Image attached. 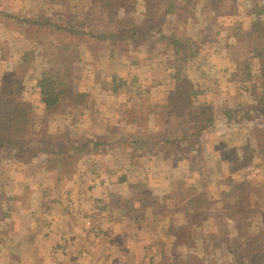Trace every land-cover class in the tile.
Returning a JSON list of instances; mask_svg holds the SVG:
<instances>
[{
    "label": "rangeland",
    "instance_id": "obj_1",
    "mask_svg": "<svg viewBox=\"0 0 264 264\" xmlns=\"http://www.w3.org/2000/svg\"><path fill=\"white\" fill-rule=\"evenodd\" d=\"M210 1L198 0L193 18L176 27L180 34L184 33L198 42L205 41L201 58L188 65L186 75L202 92L195 98V106L216 116L214 127L189 146L178 141L182 128L177 126L168 110L174 86L169 78L167 59L162 54L165 52L162 43L165 42L135 45L127 52L96 40L94 44L87 35L99 36L103 30L108 31V26L100 20L98 10H91L89 0H0V12L8 16L0 17V87L2 81L20 66L28 69L22 86V99L32 114L37 131L44 129L48 132L45 146L50 149V144H53V147L66 149L88 139L105 138L124 143L123 146L112 144L106 149L107 155L97 158L102 165L98 175L90 176L91 166L82 164L81 169L88 177L76 178L74 182H80L79 185L71 183L66 190L79 200L80 208L101 202L105 212L113 208L117 213L112 203L121 197L120 206L124 209L121 216L115 214L116 218L121 223H138L131 242L138 258L137 264H239L232 253L237 256L242 250H245L241 255L243 264H264V106L257 104L252 84L245 82L241 71L248 55L245 35L251 28V11L256 1L264 5V0H228L233 10L223 9L217 18H213L207 8ZM179 4L178 10L183 8ZM143 10L142 7L136 10L129 8L119 13L114 25L118 26L122 19L140 21ZM166 11V6L160 11L163 24L168 20ZM36 19L59 22L74 34L45 30L41 35L42 31L29 27L26 22ZM166 31L167 28L163 27L158 33ZM34 34L36 37L41 35V42L38 38L33 39ZM157 36L159 38L160 35ZM58 40L76 43L80 50L74 68L73 109L51 118L43 128L46 123L43 120L44 105L37 83L50 75L56 65ZM30 52H34V56L28 64L22 63L24 55ZM198 62L199 67L195 66ZM252 68L255 75L253 83L264 85V79L257 75L255 62ZM112 76L117 77L116 82ZM120 82L123 87L114 95V86ZM228 111L231 112L230 117L226 116ZM150 135L171 137L168 153L163 152L159 146L162 141L157 139H153L149 147L151 156L146 157L148 151H143L144 146L141 152L135 153L138 146L131 143L148 139ZM224 146L240 153L254 151L252 164H244L231 173L232 161L223 150ZM123 148L129 151V158ZM189 152L198 153L199 160L193 154L188 155ZM13 154L16 155L0 149V225L1 219L5 218L3 221L7 226L14 223L6 221L11 220L6 214L12 212L11 205L7 204L17 197L21 199L24 194L31 197L29 192L38 198L40 205L48 196L60 199L59 205L55 206L57 211H52L55 221V216H61L68 203L54 173L42 168L35 171L27 160L12 158ZM138 156L143 158L130 160ZM42 159L36 160L37 163ZM111 170L117 175L112 177L115 181H112L114 187H111L109 195L101 198L100 192L94 190L81 199V192L88 186L89 179L102 183ZM123 177L127 178L125 185L121 181ZM131 185L133 188L144 186L150 198L139 201L133 198L130 201ZM120 190L122 195L119 197ZM200 194H204L206 200L202 206L207 208L212 204V208L204 211L202 226L193 233V244L175 245L177 236L167 234L166 229L171 224L186 226L191 213L185 209L187 203L184 201L191 195ZM156 202L160 204V213H156ZM16 210L13 214L20 212ZM99 211L97 218L103 223L104 211ZM67 220L72 221L73 216H68L65 222ZM159 220L166 222L161 223L164 227L160 230ZM0 228V252L3 253L8 246L7 228ZM58 230L59 239L64 233L72 232L64 224ZM34 234L32 231L31 235ZM20 237L24 241L28 238L23 232ZM40 244L41 240L37 246ZM254 244H259L260 248H253ZM91 247L87 245L89 253L93 249ZM106 247L102 245L100 253ZM246 249L255 250V259H247L250 252ZM20 251L26 255L30 248L24 244L19 247ZM118 258L107 264L135 263L132 257L124 255L123 259ZM56 261L60 263L62 259Z\"/></svg>",
    "mask_w": 264,
    "mask_h": 264
},
{
    "label": "trees",
    "instance_id": "obj_2",
    "mask_svg": "<svg viewBox=\"0 0 264 264\" xmlns=\"http://www.w3.org/2000/svg\"><path fill=\"white\" fill-rule=\"evenodd\" d=\"M214 2V3H212ZM181 3V4H179ZM178 4L182 5L183 8L178 10ZM89 7L91 10H98L100 20L108 26V31L103 30L99 36L89 33L87 37L91 42L95 44V40L101 43H106L113 49L118 47L121 51L127 52L130 48L135 45H151L153 42H165L162 43L165 48V52H162L163 56L167 59V70L169 72V78L174 86L173 97L170 100L168 110L171 111L173 119L176 120L177 126L182 128V136L178 140L184 145L192 146L194 141L200 140L205 134L210 131L216 122V116L213 113L198 109L195 106V98L202 94L200 88L194 84L186 75L188 65L195 63V60L201 58L203 51L202 47L204 42H198L196 39L189 38L186 34H180V31L176 29L179 24L190 21L195 12L197 11L198 0H89ZM166 6V13L168 20L163 24L160 20V11L162 7ZM228 0H211L207 4V8L211 11L213 18H217L223 9L229 7ZM138 7H142L144 10L141 14L142 19L140 21H125L119 20L118 26L114 25L118 14L124 12L129 8L136 10ZM100 9V10H99ZM0 17H8L5 13L0 12ZM251 28L246 33V47H247V58L242 64V74L246 83H251V90L256 96L257 104L261 107L264 106V85L258 86L253 83L254 71L253 63L257 65V75L264 79V5L261 2L256 1V6L251 11ZM29 27L38 28L42 31V35L45 30H54L55 32L74 34L72 30L66 29L59 22L52 20H31L26 21ZM166 27V33L158 31L161 28ZM33 30V29H31ZM41 35L36 37L34 34L33 39L38 38L41 42ZM157 35H160L159 38ZM73 36V35H72ZM112 49V50H113ZM79 47L76 43L66 42L63 40L57 41V55L56 65L50 75L44 77L37 83V90L40 94L41 101L44 105V118L46 122L43 128L46 127L48 121L51 118L71 112L73 109V95H74V80H75V66L77 65L76 57H79ZM34 56V52L25 54L22 63L28 64L31 57ZM20 62V63H21ZM198 67L199 62L195 65ZM28 69L24 65L20 66V69H16L8 78L4 79L0 87V149L4 152L16 153L11 156L12 158H21L24 161H28L31 167H35V171H39L41 168L47 172L54 173V177L57 178V182L60 185V191H63L66 186L74 183L76 178L82 179L85 177L84 172L81 169V165L88 166L89 160L97 161L92 168L91 176L98 174V170L102 165L98 162L97 158L102 155H107V148L112 144H119L123 146L120 140H109L105 138L103 140L88 139L79 145H71L69 148L62 149L53 147L47 148L45 146L48 138V132L46 130L37 131L35 127L32 114L29 109L26 108L22 99V86L24 84ZM113 82L117 81L116 76H112ZM121 83V82H120ZM114 86L113 93L117 95L121 88L122 83ZM258 89V90H257ZM260 89V91H259ZM231 112H227L226 116L230 117ZM248 115V113H247ZM167 136V135H166ZM171 137L164 138L161 135H150L148 139H143L131 143L132 145L138 146L134 152H141L142 146L143 151H148L146 157L151 156L149 147L153 139L162 141L159 145L163 148V152L168 153V146L171 145ZM150 140V141H149ZM178 142H176L177 144ZM179 144V143H178ZM264 146V139L262 140ZM54 148V149H53ZM108 148V149H109ZM124 149V148H123ZM230 161H232L233 168L231 173H235L244 164H252L254 151L242 152L236 149H228L226 146L223 147ZM126 156L129 158V151L127 148L124 149ZM196 153V152H195ZM159 154V151L157 152ZM189 152L188 155H192ZM195 158L199 160V154H193ZM198 155V156H197ZM43 157L41 163H37ZM134 157V156H132ZM136 158H130L135 160ZM192 156H190L191 158ZM143 158V157H142ZM189 158V159H190ZM195 159V160H196ZM36 163V164H35ZM38 167V168H37ZM93 168H95L93 170ZM100 172V171H99ZM110 176L117 175L116 172L110 171ZM84 174V176L82 175ZM123 183L127 181V178L123 177L121 180ZM129 182V181H128ZM77 184V183H76ZM132 192L130 201L149 199L150 196L145 192L144 186H133L131 185ZM145 202L144 200H141ZM186 204V210L191 213L189 222L184 224L174 225L171 224L169 229H166V233L173 236H177L176 244H193V233L202 226L204 211L211 209L212 204H209L207 208L202 206L205 203V195L200 194L199 196H189L184 201ZM208 202V201H207ZM156 206V207H155ZM156 213H160L161 207L159 202L155 203ZM158 207V209H157ZM45 216L47 220L51 221L53 217L52 209L46 210ZM159 223H166L165 221L159 220ZM158 225V229L164 227L163 224ZM165 230L162 231L164 235ZM104 234L103 230L99 235ZM164 239V237L162 238ZM77 238L67 239L60 238V243L57 246L51 248V258L54 264H69L70 259H74L73 264H77L79 253L74 248V242ZM253 248L259 249V244H254ZM251 247V248H252ZM250 253L248 260L251 261L254 258L255 250L246 249ZM69 256H68V252ZM245 250L235 256L239 264H243L241 255L244 254ZM60 263L56 260H60Z\"/></svg>",
    "mask_w": 264,
    "mask_h": 264
},
{
    "label": "crops",
    "instance_id": "obj_3",
    "mask_svg": "<svg viewBox=\"0 0 264 264\" xmlns=\"http://www.w3.org/2000/svg\"><path fill=\"white\" fill-rule=\"evenodd\" d=\"M96 170L98 171L99 174L100 170L98 169ZM112 177H115V175L110 176L109 174L108 177L107 176L105 177L102 183L97 180L89 179L88 186L84 187L81 192V199L85 198L84 194L85 195L91 194L94 190H98L100 192L101 198L105 197L106 195H109L110 193L109 191L111 187L112 188L114 187L112 181H115V178ZM76 183L73 185L78 186L80 182H76ZM79 187L77 188L78 190ZM62 193L63 195L68 194L71 196L73 200H76L74 196H72V192H70V190L68 191L66 190V188H64ZM29 195H31V197L27 198V195L24 194L21 197V199L17 197L15 201L12 202V200H10L9 202L12 203L8 202L9 204H7V205H11L10 210L12 212H10L11 214H6V217L8 219H11L6 221L7 223H9L10 221H13L14 223L7 226L3 221L6 218L1 219L2 224L0 225V227L7 228L6 233L8 237L7 238L8 246L6 248V251H4L3 253L0 252L1 264H49L48 262L54 264V262H52L53 260L50 255L51 254L50 250L54 245L57 246L60 243L59 234L56 233V231L60 232L58 229L59 227H62L63 224L65 225V228H70L71 220H67L65 222L66 218L68 217L65 214V212L61 216H55V218H57L55 219V221L52 217L51 218L52 222L47 220V217L45 216V212L47 209L48 210L52 209V211L55 212L57 211L55 209V206L59 205L60 199L56 200V196L55 197L48 196L47 198H43L42 201L43 205L42 204L40 205L38 198L36 196H33V193L29 192ZM117 195H119V197L120 195H122L121 190L120 193H118ZM121 201L122 199L120 197L118 201L112 203V205L115 204L114 208H116V211L117 213H119L120 216L122 215L121 210L124 209L123 206H120ZM15 208H17V210L20 212L17 214H13V210ZM104 209L105 208L103 205L100 211L103 213ZM110 211L113 212L112 215L110 214ZM29 213H31L30 216ZM117 213L114 212L113 208H111V210H108L107 212L104 211L103 214L104 218H106L107 216L109 218L105 220V222L103 220L102 230L104 234L100 235L97 239L90 242V246H92L91 248L93 249L91 250L90 253L88 252L89 254L84 256L83 258L79 257L78 259L79 264H85L86 262L95 261V260L99 261L97 264H107L110 260L113 261L117 257L123 259L124 255L126 257L127 256L132 257V259L134 260L132 262H135L134 264H137L138 258L135 254L134 247L132 246L131 242L133 239V232H135V229L138 227V223H134V222L127 223L126 221L121 223V221H118L120 219L116 218L117 216L115 214ZM58 224H60V226H58ZM32 231H35L34 235H31ZM2 232L4 233L5 231ZM21 232L25 233L28 236V238L25 239V241H27L28 243L21 239L20 237ZM101 236L104 237L105 239L102 238ZM17 239H19V242L16 241ZM39 240H41V244L40 246H37ZM24 244H26L27 248L28 247L30 248V251H28L29 253H27L26 255H23L21 251L19 252V247H23ZM104 244L107 247L103 252L100 253L102 249V245ZM32 248L34 249L32 250ZM2 250H5V248H3ZM25 257H27V259L24 260L23 258Z\"/></svg>",
    "mask_w": 264,
    "mask_h": 264
},
{
    "label": "built area",
    "instance_id": "obj_4",
    "mask_svg": "<svg viewBox=\"0 0 264 264\" xmlns=\"http://www.w3.org/2000/svg\"><path fill=\"white\" fill-rule=\"evenodd\" d=\"M97 161L89 160V166H92ZM91 170L89 174H91ZM91 176V175H90ZM65 201L68 203L65 207V214L68 216H73V220L70 223V234L64 233L60 238L67 239L70 237L72 239L77 238L74 242L73 248L79 253V257L83 258L88 255L87 245L90 246V241L97 239L103 229V223L97 218V211H99L103 204L98 202L91 205L85 209L79 207V202L73 200L70 195H64ZM105 220L109 219L108 216L103 218ZM70 251L68 252L69 256ZM75 261L70 259L69 264H73ZM77 264H79L77 262Z\"/></svg>",
    "mask_w": 264,
    "mask_h": 264
}]
</instances>
